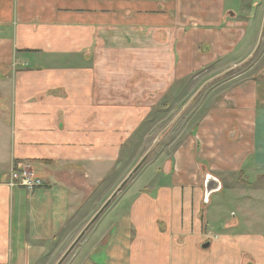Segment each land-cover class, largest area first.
<instances>
[{
    "label": "crops",
    "instance_id": "0c3cea01",
    "mask_svg": "<svg viewBox=\"0 0 264 264\" xmlns=\"http://www.w3.org/2000/svg\"><path fill=\"white\" fill-rule=\"evenodd\" d=\"M245 63L258 71L221 78ZM207 69L191 132L134 169L130 203L106 207L65 264H264V0H0V264L65 257L124 181L131 136ZM22 166L43 186L10 188Z\"/></svg>",
    "mask_w": 264,
    "mask_h": 264
},
{
    "label": "rangeland",
    "instance_id": "374dc122",
    "mask_svg": "<svg viewBox=\"0 0 264 264\" xmlns=\"http://www.w3.org/2000/svg\"><path fill=\"white\" fill-rule=\"evenodd\" d=\"M256 63H254L252 66H250V63H245L227 73H224L221 78L225 79L228 77V79H230L234 75L244 77L251 75V73L253 72L255 74V72L258 71V65ZM213 71L215 72L214 69H207L205 71H201L200 73H196L187 79H184L181 83L175 84L171 88V90L167 92L166 97L159 101L154 111L145 120L144 128L139 129L131 136L133 141L131 140L130 144L127 145V147H125L124 149L123 157L119 162L120 165L118 169H123L122 177L124 179L131 172H134L135 168L137 169L138 167L147 163L150 158L162 156V152L164 150H166L169 154L177 145L179 136L182 134L180 136L181 139V137L184 138L185 135L191 132L198 119L200 118L202 110L209 106L211 103L210 96L212 86L214 87L215 85L212 84L214 83L213 78H215L213 77V75H215L213 74ZM223 86L224 88L226 87V85ZM156 140H158V144L155 145L154 149L149 151L148 146H151ZM138 163L139 165L137 166ZM132 176L127 181V183H125L119 193H117V195L112 198L111 202L107 206V210L103 214H105L112 206H122L128 205L130 203L132 194L134 192H127V190H130L132 188L131 184L133 183L131 182V180L134 177ZM135 180H137V178ZM111 193L112 192H109L108 195H111ZM226 194L227 193H224L223 196V192L220 193V197L222 199V204L220 206L224 207L226 210L234 211L236 208L242 205V201H240L237 196H228ZM100 205L98 206V208L100 207ZM97 209H95L92 213V217L96 213L95 211ZM79 230L84 231L78 229L75 230L73 234V230H71V241H74V239H76V236L80 233ZM234 231H236L238 234H243L245 232H249L250 230L245 229L242 224L240 228ZM208 232L210 234H208ZM208 232H204V237L207 239L213 237V239H215L217 236L220 237L221 235H223V232L226 231L221 227L220 223H217L212 228H208ZM72 245L73 244H71V246ZM78 246L79 243L73 245L69 252H67L65 257H63L62 259L59 258L60 261L57 260L55 264H58V261L59 264H65L69 259V256H72L73 252H75Z\"/></svg>",
    "mask_w": 264,
    "mask_h": 264
},
{
    "label": "built area",
    "instance_id": "2783aa9c",
    "mask_svg": "<svg viewBox=\"0 0 264 264\" xmlns=\"http://www.w3.org/2000/svg\"><path fill=\"white\" fill-rule=\"evenodd\" d=\"M7 185L10 188H23L33 191L42 187L43 181L29 166H22L11 171Z\"/></svg>",
    "mask_w": 264,
    "mask_h": 264
},
{
    "label": "water",
    "instance_id": "95a60500",
    "mask_svg": "<svg viewBox=\"0 0 264 264\" xmlns=\"http://www.w3.org/2000/svg\"><path fill=\"white\" fill-rule=\"evenodd\" d=\"M133 173L134 172H131L124 179V181L119 186V188L113 193V195L108 199V201L102 206V208L100 209V211L94 216V218L87 225V227L85 228L84 231H86L91 226V224L97 219V217L102 213V211L109 205V203L111 202L112 198H114L117 195V193H119V191L123 188V186L125 185V183H127V181L131 178V176H132ZM218 189H219V183H218V181H216V180H214L212 178H208L207 181H206V183H205V197L207 198L211 193L217 191ZM84 231L78 236V238L75 240V242L73 243V245H75L77 243V241L79 240V238L83 235ZM201 248L202 249H208L209 248V242L204 243L201 246Z\"/></svg>",
    "mask_w": 264,
    "mask_h": 264
}]
</instances>
